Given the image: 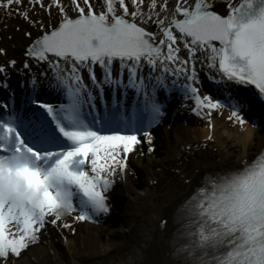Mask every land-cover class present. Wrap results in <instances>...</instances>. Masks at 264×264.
I'll return each mask as SVG.
<instances>
[{"label": "snow or ice", "instance_id": "snow-or-ice-1", "mask_svg": "<svg viewBox=\"0 0 264 264\" xmlns=\"http://www.w3.org/2000/svg\"><path fill=\"white\" fill-rule=\"evenodd\" d=\"M22 2L2 0L0 7L10 9ZM226 2L230 11L222 16L210 10L205 0H196L194 7L187 6L188 0H175L169 19L161 18V13L168 10V0H162L159 11L158 0H151L148 13L142 11L146 0H103L101 11L95 10L92 0H70L71 10L79 13L72 19L61 0H51L47 6L42 0H29L41 8L55 7L62 16L59 25L40 36L28 54L38 61H48L56 70L65 102L54 108L33 94L31 99L25 96L20 109L13 108L7 116L0 113V161L7 163L6 171L11 172L15 166L16 174L33 190L48 186L36 204L18 203L12 198L0 200V258L7 260L10 253L18 257L35 242L45 218L54 216L52 209L61 195L70 214L80 208L81 214L75 217L78 221L108 211L104 195L112 187L108 177L115 174L117 166L124 170L128 154L140 143L132 131L147 135L145 121L151 123L163 114L156 93L170 92L175 82L170 88L163 77H156L154 83L149 78L151 91L144 94V106L141 108L137 101L136 111L126 120L120 118L117 106L107 118L93 117L89 121L84 108L89 114L94 110L93 87L101 92L103 86L121 85L135 89L134 95H138L144 82L138 71L145 64L156 68L158 61L178 62L180 67L173 75L186 73L185 79L191 83L182 90L194 97L198 116L207 109L205 115L211 127L213 111L224 105L209 96L201 98L193 86L197 82L194 63L197 53H202L225 83L254 86L253 99L264 101V0ZM19 14L28 18L27 12ZM177 15L183 18L177 19ZM152 24L156 32L140 26ZM181 46L187 50L186 59L177 55ZM115 62L121 70L127 69L126 84L119 79L122 71L113 76ZM190 64L191 70L187 67ZM97 66L101 70L99 78ZM3 71L0 67V73ZM84 72L90 85L84 82ZM230 98L227 119L243 126L246 121L240 114L241 98L236 94ZM28 104L35 107L25 113ZM8 107L0 104L5 110ZM86 165H90L93 175L85 170ZM74 198L78 200L76 207ZM194 200V246L211 254L209 264H264V154L206 182ZM54 217L53 224L61 220ZM63 227L70 225L64 223Z\"/></svg>", "mask_w": 264, "mask_h": 264}, {"label": "rangeland", "instance_id": "rangeland-1", "mask_svg": "<svg viewBox=\"0 0 264 264\" xmlns=\"http://www.w3.org/2000/svg\"><path fill=\"white\" fill-rule=\"evenodd\" d=\"M99 1L96 0L97 7L102 8ZM42 3L47 6L51 4V0H42ZM61 3L68 5L70 0H61ZM55 10V7L41 8L29 3V0H23L19 5L13 4L10 9L0 7V60L7 58L24 43L36 25ZM24 12L28 13L27 19L19 14ZM242 88L239 87L233 93L239 97L244 96ZM194 109L195 107L191 110V121L188 117L179 116L172 119V122H163L165 126L160 125L162 129L158 126L156 134L134 133L140 143L134 145V150L128 154L126 167L121 171L117 166L115 174L108 177L112 181V187L104 193L108 211L103 220L90 219L87 221L92 224L85 226L86 220L75 219L81 214L78 211L63 217L55 224L51 223L54 216L46 217L44 227L36 233L35 242L23 249L18 257L10 253L6 261L24 260L34 246L47 241L56 245L61 237L69 239L68 249L57 248L60 253L58 263L54 261L52 254H45L42 259L44 264H74V260L79 264H107L105 260L108 259L115 262L127 259L137 246L136 235H139L141 211L145 205V199L141 196L135 197V194L144 192L148 179L157 188L155 205H160L165 198L181 192L199 166L219 162L224 154L223 150L212 148L210 139L205 138L204 134L201 140L187 139L185 126L196 127L202 133L206 128L202 111L198 116ZM178 144L176 153L173 154L171 147ZM121 158L123 159V154ZM85 170L90 176L93 175L90 165H86ZM64 223L70 227H63ZM3 261L4 258H0V264Z\"/></svg>", "mask_w": 264, "mask_h": 264}, {"label": "bare ground", "instance_id": "bare-ground-1", "mask_svg": "<svg viewBox=\"0 0 264 264\" xmlns=\"http://www.w3.org/2000/svg\"><path fill=\"white\" fill-rule=\"evenodd\" d=\"M92 2L97 3L96 0H92ZM205 2L211 6V10L222 16L227 15L230 11L226 0H205ZM240 2L241 0H233L234 4H239ZM150 3L151 0H147V3L142 6V8H145ZM160 3H162V0H158V6ZM195 3L196 0H188L187 6H192ZM174 7L175 0H168V10L166 13L161 15V18L167 15H169V17L172 16ZM19 59H21L22 63L25 61L30 62L29 59L23 56L19 57ZM208 66L209 62L207 58L202 53H197V60L194 63L195 72H200L202 68H207ZM15 68L17 69V66ZM209 70H213V68H210ZM12 74L13 77L17 79L16 84H18V81H20L18 80L20 75L15 74V72ZM23 80H25V78H23ZM197 88L199 90L198 95L201 98L209 96L198 85ZM234 94L235 93L233 92L226 93V99L228 102H232L230 97ZM1 95L2 94L0 93V96ZM213 100L214 102L216 101L215 99ZM4 102V105H9V107L13 106L11 100L8 104L6 101ZM192 103L191 97H187L183 101L175 100L166 105L173 107L171 114L188 117L187 119L191 121L193 120V113L192 111L188 113L186 109H190L196 102ZM246 103L247 100L241 98V104ZM182 105L184 106L182 107ZM167 109L168 107L162 108L163 114L167 111ZM7 111L8 110L0 108V113H3L4 115L7 114ZM206 112L207 109L202 110L206 120V128L203 133L196 127L190 128L185 126L188 133L187 139L194 141L201 140L202 134H204L205 138L207 137L208 139L211 136V147H217V149L224 151L221 160L219 162H213L212 164L199 166L193 177L186 182L182 191L172 197L165 198L163 203L160 205H155V189L157 188H155L152 181L148 179L144 192L141 194H135V197L141 196L145 199V205L143 208L145 211H143V209L141 211V226L139 227V235H136L137 246L127 259H122L119 262L108 259L105 260L107 261V264H198V260H193L186 250L180 249V247H177L176 249L174 248L177 232L180 229V225L177 220L179 218V214L188 206L187 204L191 202L197 190L206 179L215 178L224 173L242 168L245 162H252L264 152V117L259 118V120L255 119L254 121H251L242 114V112H244L242 111L240 114L246 122L243 126H241L227 119L230 115V107L224 106L213 111L210 117V127L208 122L209 117L205 115ZM98 116H101V112L97 113L96 117ZM159 120L160 118L151 122L153 127H156ZM178 146L179 144L175 147H171V152L173 154L174 152L176 153ZM77 211L80 212L79 207H77ZM106 214V212L93 214L87 220L92 219L101 221L106 217ZM87 220L85 226L92 224ZM69 244V239L65 237H61L56 245L51 241H47L43 244L34 246V248L29 251V255L26 259L19 261L15 259L8 261L4 260L2 264H44L42 259L45 254H52L54 261L58 263V261H60V253L57 252V248L62 249L63 247L68 249ZM74 264L79 263L74 260Z\"/></svg>", "mask_w": 264, "mask_h": 264}, {"label": "water", "instance_id": "water-1", "mask_svg": "<svg viewBox=\"0 0 264 264\" xmlns=\"http://www.w3.org/2000/svg\"><path fill=\"white\" fill-rule=\"evenodd\" d=\"M99 2L102 3V8H98L97 7L98 4L94 3L96 11L103 10V0H100ZM194 5L195 4H193L190 7H194ZM71 8L72 6L69 3L66 7V12L69 18L75 19L79 16V13L72 11ZM142 10L145 13L151 11L147 6L145 8H142ZM156 11H159V6L157 7ZM162 14L164 13H161V15ZM167 17H169V15H167ZM171 18L172 16L169 17V19ZM176 18L182 19L183 17L177 15ZM61 21H62V16L60 15L59 11L56 9L53 14H49L47 16V19L44 18L39 25H36L34 30L29 35H27L26 37L27 40L24 43L22 44L20 43L21 45L20 46L18 45L19 47L16 46L17 49H15L13 53H11L7 58L0 60V67L4 68V71L0 73V85L7 89L6 99L8 98L10 100L11 97L8 96L12 94L14 95V97H12L14 105H17L18 102L19 104L21 103V105H24L25 96H28L31 99L33 98V94L35 96H39L41 101L49 102V103H52L53 100L58 102L60 101V99L61 100L64 99V95L58 88L59 82L55 77L56 70L49 65L48 61H38L28 54L29 50L34 46L35 41L46 32H50L54 27L58 26ZM136 22L138 24L140 23L139 18L137 19ZM140 26L146 27L147 30L152 32L157 31V27L154 24L140 25ZM174 34L178 35V33L175 32ZM213 43L218 45V42H213ZM178 46H180L179 42H178ZM177 55L183 59H186L187 50L181 46V52L178 53ZM21 56L29 59L30 62L25 61L24 63H22L21 59H19V57ZM13 61L15 62L14 64L11 63ZM25 64L28 65L27 68L25 67ZM16 66L17 69L15 68ZM61 67L63 68L64 65L61 64ZM177 67H180L178 62L176 64H170L168 62L161 64L158 61L156 68H150L145 64L144 67L138 71V77L141 74L144 77L143 85H141V91L138 95H134L135 89H129L128 91L130 93V96H128L129 98L127 99V101L125 100L124 96L120 95L122 88H124L123 86L121 85L108 86L111 91H113V87L116 88L115 93L117 95V98L116 99L110 98V99L112 103H114L115 106L114 108L118 106L120 118L122 120H126L128 116H131L136 111L137 101L140 102L141 108L144 106V94L145 92L151 91V88L149 87L150 84L149 78H152L151 81L152 83L155 82L156 77H163L166 80H170L176 83L189 82L186 81L185 79L186 73L184 72L176 73L173 75L174 70ZM187 67L189 70H191L192 65L190 64ZM205 68H202L200 72H196L197 82L194 84L201 85L202 88L212 97L223 101V103L227 105H231L232 102H228V100L225 97L226 93L233 92L239 87L242 88L243 85H235L233 82L225 83L224 79L221 78V74H219L216 69L213 68V70H209L210 69L209 66L206 69ZM96 70H97V77L99 78L101 76V70L99 66H97ZM121 71L123 72V76L120 77L119 79H121L124 82V84H126L128 81V71L127 69L121 70L119 68V63L115 62L113 66L114 77H117V73ZM13 72H15V74L20 75L18 79L20 81H18V84H16L17 79L13 77L12 74ZM83 76H84V82L90 85L91 82L88 80L86 72L83 73ZM23 78H25V80H23ZM33 81H35L34 84ZM105 87L107 86H103L102 90ZM177 88H181V86L171 88V90L173 91L182 90ZM242 89H243V93L246 96H248L247 98H249V100L254 102L253 97L255 96V93L252 90L253 88L251 86L246 85L245 88ZM92 90L96 97L94 100V105H95L94 109L99 110L98 112H102V113L106 112L107 114H109V112L112 110L113 107L109 104L110 101L107 100L108 98L102 96L103 99H101V96L98 95L99 92H97V90L94 87ZM161 93L162 91H158L156 93L155 99L157 102H161L163 104L164 101L161 99ZM47 96H51L54 98L45 99V97ZM87 111H89L88 108ZM105 118L106 117H104L103 119ZM91 120L92 119H89V121ZM121 130H125V128L122 126Z\"/></svg>", "mask_w": 264, "mask_h": 264}, {"label": "clouds", "instance_id": "clouds-1", "mask_svg": "<svg viewBox=\"0 0 264 264\" xmlns=\"http://www.w3.org/2000/svg\"><path fill=\"white\" fill-rule=\"evenodd\" d=\"M8 165L5 161H0V200H7L9 198L15 199L18 203L29 202L36 204L40 201L41 193L48 190L45 185L40 190H33L26 186L22 177L16 174L13 166L11 172L6 171ZM63 195L57 197V203L52 209V214L59 218L70 215V210L64 203Z\"/></svg>", "mask_w": 264, "mask_h": 264}]
</instances>
